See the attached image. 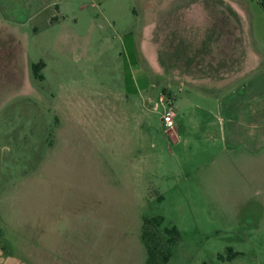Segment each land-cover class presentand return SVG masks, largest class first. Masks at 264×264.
Instances as JSON below:
<instances>
[{
	"label": "rangeland",
	"instance_id": "obj_1",
	"mask_svg": "<svg viewBox=\"0 0 264 264\" xmlns=\"http://www.w3.org/2000/svg\"><path fill=\"white\" fill-rule=\"evenodd\" d=\"M53 6L0 39V196L100 212L116 264H145L155 215L179 229L165 264H264V0Z\"/></svg>",
	"mask_w": 264,
	"mask_h": 264
},
{
	"label": "crops",
	"instance_id": "obj_2",
	"mask_svg": "<svg viewBox=\"0 0 264 264\" xmlns=\"http://www.w3.org/2000/svg\"><path fill=\"white\" fill-rule=\"evenodd\" d=\"M54 4L56 0H0V39L19 40L28 25L34 30L52 25ZM215 57L209 51L196 66L218 69L223 57ZM221 73L226 74L224 69ZM34 202L11 193L0 196V264H116L117 236L111 225L103 226L100 212L86 220L78 212H55L48 199L40 210Z\"/></svg>",
	"mask_w": 264,
	"mask_h": 264
},
{
	"label": "trees",
	"instance_id": "obj_3",
	"mask_svg": "<svg viewBox=\"0 0 264 264\" xmlns=\"http://www.w3.org/2000/svg\"><path fill=\"white\" fill-rule=\"evenodd\" d=\"M41 63H34L33 68L36 70ZM163 223V216L155 215L152 217H144L141 230V239L147 250L145 264H165L171 254V246L176 243L179 238V229L176 225L164 226L163 233L165 243H162L161 236L157 228ZM165 247L161 248L162 244ZM223 258V254H219Z\"/></svg>",
	"mask_w": 264,
	"mask_h": 264
},
{
	"label": "built area",
	"instance_id": "obj_4",
	"mask_svg": "<svg viewBox=\"0 0 264 264\" xmlns=\"http://www.w3.org/2000/svg\"><path fill=\"white\" fill-rule=\"evenodd\" d=\"M165 97V93H160L159 98L163 99ZM173 116H174V112L172 109H168L163 115H162V119L164 120V123L167 127H169L170 129L173 128Z\"/></svg>",
	"mask_w": 264,
	"mask_h": 264
}]
</instances>
